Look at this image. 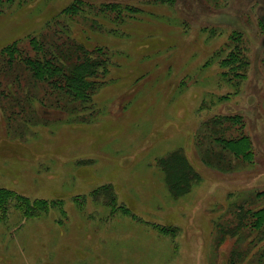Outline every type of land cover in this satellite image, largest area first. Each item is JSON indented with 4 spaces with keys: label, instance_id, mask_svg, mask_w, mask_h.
Returning <instances> with one entry per match:
<instances>
[{
    "label": "rangeland",
    "instance_id": "rangeland-1",
    "mask_svg": "<svg viewBox=\"0 0 264 264\" xmlns=\"http://www.w3.org/2000/svg\"><path fill=\"white\" fill-rule=\"evenodd\" d=\"M74 1L0 0V52L31 49L64 20L110 56L73 112L41 106L27 74L35 112L14 105L11 117L0 93V190L53 204L0 208V264H264V227L245 214L264 208V0H85L61 12ZM110 2L135 11L121 20L102 11ZM12 82L0 72V89L16 94ZM216 133L250 147L234 153ZM189 164L198 177L174 194Z\"/></svg>",
    "mask_w": 264,
    "mask_h": 264
},
{
    "label": "trees",
    "instance_id": "trees-1",
    "mask_svg": "<svg viewBox=\"0 0 264 264\" xmlns=\"http://www.w3.org/2000/svg\"><path fill=\"white\" fill-rule=\"evenodd\" d=\"M84 4L90 6L85 0H76L63 8L61 12L67 16L78 14L87 9ZM101 9L102 11L117 13L118 17L123 15L122 13L127 9L135 11V8L129 4L119 2L104 3L101 5ZM120 18L122 20L123 17ZM92 21L96 26L98 25L96 20ZM63 23L64 20L55 23L61 25L57 26L58 28H49V31L45 33L29 37L31 49L19 48V41H17L0 52V72L13 78V86L18 88V92H15L16 94L7 85H2L0 89V93L7 92V95L12 97L11 117L17 116V111L14 110L15 106H19L21 109V112H17L18 114L27 113V107L35 112L33 101L31 100V97H33L31 88L27 92L26 97L22 98L24 93L22 80L26 74L29 79L36 82L39 88L43 90L42 94L38 96L41 106L65 109L69 112L86 107L87 103L93 98L95 89L103 83L101 79L109 71L110 56L100 47L92 50L87 48L84 43L77 41L69 33L66 23ZM40 119L41 116L39 114L37 120ZM212 122L213 125L216 123L221 124L222 120L216 117ZM207 126H212V124L207 123ZM213 131L216 132V129ZM216 141H220L222 144L225 143L224 146L229 147L234 153L237 152L236 149L240 143L247 144L248 146L245 145L247 148L250 147L247 136L234 141L227 137L224 138V136L221 137L220 134L216 133ZM217 158L222 161L225 159L223 157ZM189 165L190 167H186L181 175L175 180L174 178L171 180L170 189L174 194L179 195L187 192L192 181L198 177V173L191 164ZM175 181H177L176 185ZM262 194L264 195V192ZM12 200L19 201L18 206L23 208L27 216L36 215L41 210L48 209L49 206L53 205L44 200L31 202L27 198L24 199L21 194L9 189L0 190V208L2 210H7V205ZM245 214L248 216V225L250 227L257 230H261L264 227V208L253 212V214L251 209H247Z\"/></svg>",
    "mask_w": 264,
    "mask_h": 264
}]
</instances>
